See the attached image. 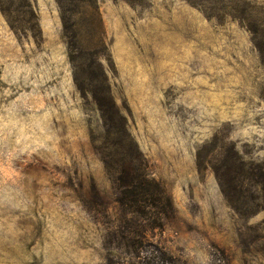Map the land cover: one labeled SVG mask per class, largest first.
<instances>
[{
    "label": "rangeland",
    "instance_id": "1",
    "mask_svg": "<svg viewBox=\"0 0 264 264\" xmlns=\"http://www.w3.org/2000/svg\"><path fill=\"white\" fill-rule=\"evenodd\" d=\"M160 251L264 264V0H0V264Z\"/></svg>",
    "mask_w": 264,
    "mask_h": 264
},
{
    "label": "trees",
    "instance_id": "2",
    "mask_svg": "<svg viewBox=\"0 0 264 264\" xmlns=\"http://www.w3.org/2000/svg\"><path fill=\"white\" fill-rule=\"evenodd\" d=\"M125 129V126L121 125L119 132H124V134L127 135ZM242 166H244V171L240 176L236 178L235 182L237 183V185L244 183V181L241 182L242 178L246 179L245 174L248 165L245 163ZM249 169L250 170L248 171H252L253 174V169ZM218 177L223 191L226 192L225 188L227 185L224 181L223 175L218 173ZM117 183L120 189V199L118 201L119 211L122 215L126 217L131 216V218L135 219L131 223H128V227L126 230L131 229L133 234H138L139 232L144 230L146 226H163V220L161 218L156 219L155 221L148 224H144L142 221L137 220L138 218L149 215V207H152L153 204H157L156 201L159 199H157V194H159L160 196L165 195L164 191L155 180H150L147 173H141V170H139L134 175H132L131 173H127L125 177H118ZM163 212L167 214L166 210ZM135 257L139 259L136 264H173L172 259H174L165 251L151 253L150 255L144 254L143 256L136 252Z\"/></svg>",
    "mask_w": 264,
    "mask_h": 264
}]
</instances>
